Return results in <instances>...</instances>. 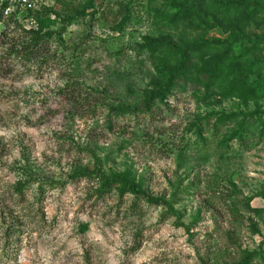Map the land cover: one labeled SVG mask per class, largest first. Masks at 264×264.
I'll list each match as a JSON object with an SVG mask.
<instances>
[{
  "label": "rangeland",
  "instance_id": "1",
  "mask_svg": "<svg viewBox=\"0 0 264 264\" xmlns=\"http://www.w3.org/2000/svg\"><path fill=\"white\" fill-rule=\"evenodd\" d=\"M19 1L0 22V264H264V72L117 118L178 66L192 30L161 1L32 0L50 22L31 33ZM29 42L47 46L10 56Z\"/></svg>",
  "mask_w": 264,
  "mask_h": 264
},
{
  "label": "trees",
  "instance_id": "2",
  "mask_svg": "<svg viewBox=\"0 0 264 264\" xmlns=\"http://www.w3.org/2000/svg\"><path fill=\"white\" fill-rule=\"evenodd\" d=\"M152 2L161 1L164 4L165 16L170 26L186 27L190 39H181L182 53L180 63L169 73H164L156 79L149 91L144 94V102L140 107H126L120 105L114 110L117 118L137 117L141 114L151 115L157 105L169 106L168 102L174 95L175 90L188 89L191 85L200 87L215 86L218 83L227 81L225 71L236 77L237 92L246 90L249 77L253 74L261 76L264 72V0H146ZM38 24V27L28 29L29 32H38L46 26L48 20L41 18L37 11H30ZM4 10L0 11V22L4 19ZM195 29V30H193ZM200 32V35H196ZM223 35V39L210 38L211 34ZM6 37V36H5ZM210 38V39H209ZM195 43V44H192ZM47 45L29 42L20 49L12 46L10 56L17 59L32 61L40 53H43ZM173 47L178 49L176 43ZM186 48V49H184ZM198 48L199 58L193 63L192 49ZM205 49L208 53L202 55L200 52ZM254 71V73H253ZM66 92V91H65ZM109 93L104 91L103 95ZM87 101V100H86ZM159 103V104H158ZM197 128L200 138H204L202 127L192 126L189 130ZM90 172H79L76 180L91 178ZM116 182L122 183L125 179L116 176ZM103 186L99 189L101 195L107 194V187L110 186L107 179H102ZM123 184H126L123 182ZM22 186L17 188L21 191ZM138 199L147 202L149 205L168 203L164 199L152 198L144 189H133L131 191ZM254 254L248 253L241 264H249Z\"/></svg>",
  "mask_w": 264,
  "mask_h": 264
},
{
  "label": "built area",
  "instance_id": "3",
  "mask_svg": "<svg viewBox=\"0 0 264 264\" xmlns=\"http://www.w3.org/2000/svg\"><path fill=\"white\" fill-rule=\"evenodd\" d=\"M11 0H0V11L4 10V15L6 18L9 17V15L11 14V12H16V8L17 5H14V3H10ZM16 2V1H15ZM16 4V3H15ZM19 4H23L24 5V10L26 13V17L25 19H27L29 27L28 29H32V28H37L38 24L36 19L33 16H30L29 13L30 11H34L36 10V7L34 5V3L32 2V0H20Z\"/></svg>",
  "mask_w": 264,
  "mask_h": 264
}]
</instances>
